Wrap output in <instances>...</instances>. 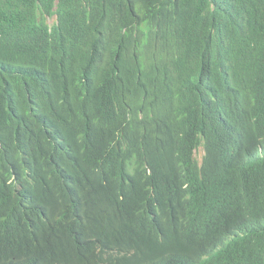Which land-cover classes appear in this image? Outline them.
I'll return each instance as SVG.
<instances>
[{
	"label": "trees",
	"instance_id": "16d2710c",
	"mask_svg": "<svg viewBox=\"0 0 264 264\" xmlns=\"http://www.w3.org/2000/svg\"><path fill=\"white\" fill-rule=\"evenodd\" d=\"M0 264H264V0H0Z\"/></svg>",
	"mask_w": 264,
	"mask_h": 264
},
{
	"label": "rangeland",
	"instance_id": "374dc122",
	"mask_svg": "<svg viewBox=\"0 0 264 264\" xmlns=\"http://www.w3.org/2000/svg\"><path fill=\"white\" fill-rule=\"evenodd\" d=\"M54 20H55L54 17L48 18L47 22H48V24H52L54 22ZM201 155H202V151L201 150L197 151V153H196L197 159H200Z\"/></svg>",
	"mask_w": 264,
	"mask_h": 264
}]
</instances>
